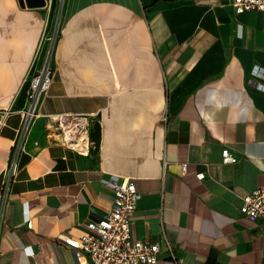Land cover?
Masks as SVG:
<instances>
[{"label": "crops", "instance_id": "crops-1", "mask_svg": "<svg viewBox=\"0 0 264 264\" xmlns=\"http://www.w3.org/2000/svg\"><path fill=\"white\" fill-rule=\"evenodd\" d=\"M231 1L63 0L41 111L90 114L89 154L53 142L42 117L4 192L54 24L47 0H0V264L75 263L62 236L107 215L114 177L141 193L132 234L159 244L154 264H176L166 240L180 264H264V231L239 210L264 184V24Z\"/></svg>", "mask_w": 264, "mask_h": 264}, {"label": "built area", "instance_id": "built-area-1", "mask_svg": "<svg viewBox=\"0 0 264 264\" xmlns=\"http://www.w3.org/2000/svg\"><path fill=\"white\" fill-rule=\"evenodd\" d=\"M235 12L259 10L264 24V0H232ZM58 27L43 34L37 56L40 57L38 68L29 76L27 103L21 108V122L11 147L7 172L10 180L6 183V192L18 170V154L27 151V146L35 123L45 118L47 136L53 142L60 143L79 154H89L91 138V115L86 113H43L42 104L47 96L54 72L55 44ZM223 163H236L238 157L234 150L225 147L222 150ZM186 172V163L182 164ZM203 177V173L198 174ZM110 184L114 191L113 205L106 216L86 222L88 231L64 234V241L75 249L77 261L72 264H154L161 252L157 243L135 239L132 234L133 215L138 207L141 193L136 183L130 178L114 177ZM240 212L252 220L264 231V184L242 196ZM27 226L32 221L26 220ZM165 249L170 257L180 264L175 247L165 241Z\"/></svg>", "mask_w": 264, "mask_h": 264}, {"label": "rangeland", "instance_id": "rangeland-1", "mask_svg": "<svg viewBox=\"0 0 264 264\" xmlns=\"http://www.w3.org/2000/svg\"><path fill=\"white\" fill-rule=\"evenodd\" d=\"M62 3H63V0H47V5L51 6V12H52V18H53L52 24H54L52 29L57 28L60 22Z\"/></svg>", "mask_w": 264, "mask_h": 264}, {"label": "water", "instance_id": "water-1", "mask_svg": "<svg viewBox=\"0 0 264 264\" xmlns=\"http://www.w3.org/2000/svg\"><path fill=\"white\" fill-rule=\"evenodd\" d=\"M28 6L42 7L46 5V0H25Z\"/></svg>", "mask_w": 264, "mask_h": 264}]
</instances>
